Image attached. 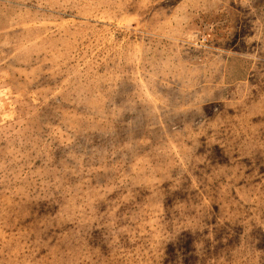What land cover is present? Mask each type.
<instances>
[{
    "label": "rangeland",
    "instance_id": "1",
    "mask_svg": "<svg viewBox=\"0 0 264 264\" xmlns=\"http://www.w3.org/2000/svg\"><path fill=\"white\" fill-rule=\"evenodd\" d=\"M0 264H264V0H0Z\"/></svg>",
    "mask_w": 264,
    "mask_h": 264
}]
</instances>
